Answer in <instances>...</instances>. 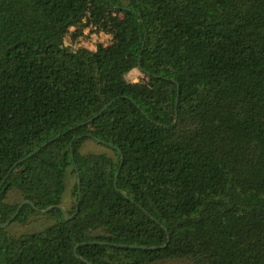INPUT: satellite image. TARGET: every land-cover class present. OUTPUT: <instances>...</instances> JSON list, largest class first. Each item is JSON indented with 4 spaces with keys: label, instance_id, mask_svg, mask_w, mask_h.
Returning <instances> with one entry per match:
<instances>
[{
    "label": "trees",
    "instance_id": "trees-1",
    "mask_svg": "<svg viewBox=\"0 0 264 264\" xmlns=\"http://www.w3.org/2000/svg\"><path fill=\"white\" fill-rule=\"evenodd\" d=\"M24 201L53 224L0 225V264H264V0H0L1 221Z\"/></svg>",
    "mask_w": 264,
    "mask_h": 264
},
{
    "label": "rangeland",
    "instance_id": "rangeland-1",
    "mask_svg": "<svg viewBox=\"0 0 264 264\" xmlns=\"http://www.w3.org/2000/svg\"><path fill=\"white\" fill-rule=\"evenodd\" d=\"M112 38L113 36L111 34L98 31L96 30V27L94 29L90 27L87 28L84 31V33L79 36L77 40H71L70 38H67L66 43L68 45H71L74 49L79 47H87L92 50H95L98 44L109 45L112 42ZM143 77H144L143 73L137 68L133 69L127 76L128 80L130 81H139ZM107 149L108 148L102 145V143H98L95 140L88 139L84 143L82 151L99 152ZM74 184H75V178L71 176L69 182L67 183L65 197H64L63 206L66 209L72 208V206L76 203L75 197L72 194ZM51 224H53L52 220L42 217L41 219H38L34 221L32 224H29L27 226H24L20 223H13V224L11 223L6 229H8L9 232L13 234L32 233L35 231H40L50 226ZM161 264H192V263L186 260H169V261H164Z\"/></svg>",
    "mask_w": 264,
    "mask_h": 264
},
{
    "label": "water",
    "instance_id": "water-1",
    "mask_svg": "<svg viewBox=\"0 0 264 264\" xmlns=\"http://www.w3.org/2000/svg\"><path fill=\"white\" fill-rule=\"evenodd\" d=\"M88 136L94 138V139H95L97 142H99V143H106L104 140H102V139H100V138H96V137H94L92 134H89ZM39 149H40V148H39ZM39 149H37L36 151H34L33 153H31L29 156H27V157L23 158L22 160H20L17 164H21V163H23V161L27 160L29 157H31L32 155H34ZM72 154H73V153H72ZM122 164H123V162H122ZM122 164H121V166H122ZM77 173H78V176H79V172H77ZM117 176H118V173H117V175H116V180H115V185H116V186H117ZM78 182H79V183L81 182L80 179H79ZM122 193H123L124 195H126L125 192H122ZM26 203H28V201H24V202L19 206V209H18V211L16 212V214H15V215H14L9 221H7L6 223H3V222L1 221V218H0V225H1V227H2V228H7V227L12 223V221L15 219V217L17 216V214H18L19 210L21 209V207H22L24 204H26ZM57 207L63 210V212H64V214H65V216H66L67 219L73 217V216H69V215H68V212H67L66 208H65L63 205H58ZM53 208H54V206L49 207V208H47V209H38V211L41 212V213H48V212L51 211ZM76 248H77V247H76Z\"/></svg>",
    "mask_w": 264,
    "mask_h": 264
}]
</instances>
